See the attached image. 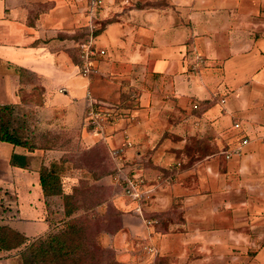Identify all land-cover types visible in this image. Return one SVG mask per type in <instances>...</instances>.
<instances>
[{"label":"crops","instance_id":"crops-1","mask_svg":"<svg viewBox=\"0 0 264 264\" xmlns=\"http://www.w3.org/2000/svg\"><path fill=\"white\" fill-rule=\"evenodd\" d=\"M91 21L106 55L88 80L77 45ZM197 55L206 66L193 72ZM88 92L119 114L98 134L86 121ZM0 106L31 108L33 124L80 131L109 156L127 134L123 173L170 179L145 208L156 226L115 198L136 215L102 238L123 264H203L215 239L253 241L255 220L264 224V0H105L94 15L87 0H0ZM242 139V156L225 160ZM27 145L0 141V226L26 242L51 229L43 151ZM17 249L0 251V264H17Z\"/></svg>","mask_w":264,"mask_h":264},{"label":"rangeland","instance_id":"rangeland-1","mask_svg":"<svg viewBox=\"0 0 264 264\" xmlns=\"http://www.w3.org/2000/svg\"><path fill=\"white\" fill-rule=\"evenodd\" d=\"M33 121H36V115L31 108L19 106L0 111V126H7L10 133L22 142L29 144L28 148L43 151V156L39 157L41 160L36 163L38 172L43 167L51 170L54 181L60 185L61 190L59 195L44 196L51 222L50 231L43 236L29 239L24 247H18L16 255L12 258L17 259V264H48L46 259L44 261L39 258L34 260L33 249L48 247V240L62 233L67 222L74 219L81 227L80 247L77 249L76 255V257L80 256L78 264H112L113 262L123 264L117 260V252L102 243L103 237L113 236L120 232L123 222L130 219L128 215L136 216L133 214V210L126 213L118 210L113 203L119 194H122L127 200L122 193V187L113 179L117 164L103 146L88 149L85 144H82L80 131L64 127L54 129L52 121H46L43 127H38L32 123ZM212 153L214 150H209L208 155ZM146 180L154 188V193L155 188L170 183V179L163 178V176L157 179L146 178ZM63 195L68 198L64 199ZM0 197H2L1 194ZM153 199L154 195L145 208L150 205ZM127 202L134 207V204L129 200ZM1 203L0 208L3 207L5 211V207ZM65 205L67 209L73 211L71 217H65ZM2 212L3 210L0 209V216H2ZM261 214L263 213L261 212ZM152 219L160 222L158 216ZM257 221L255 220V226H253L256 231L253 241H242L240 237H237L238 240L234 238L223 241L215 239L216 241L209 244L206 256L201 260L202 263L264 264V224L257 223ZM8 241L13 242L11 238H8ZM137 249L140 250V245Z\"/></svg>","mask_w":264,"mask_h":264},{"label":"built area","instance_id":"built-area-1","mask_svg":"<svg viewBox=\"0 0 264 264\" xmlns=\"http://www.w3.org/2000/svg\"><path fill=\"white\" fill-rule=\"evenodd\" d=\"M105 0H87L89 13L94 15L104 7ZM97 24L90 22L86 37L83 38L77 45L78 58H79V74L85 78L90 79L93 76L100 74L98 65L99 59L105 57L106 52L96 45V30ZM206 66V60L201 55H197L194 63L191 66L193 72H198ZM87 112L86 121L87 125L94 133H100L102 130L117 121L119 115L115 107L94 99L90 92L86 94ZM239 124H234L235 129H239ZM264 142V137L263 140ZM247 139H242L239 146L223 153L225 160L237 158L242 155V148L248 144ZM129 137L125 134L124 145L119 148L110 150V157L117 164V170L113 175L114 181L122 187L123 195L134 204L133 212L142 220L146 227H153L158 222L152 218H146L144 215V208L154 195V188L149 185L143 175H136L134 173H123V153L127 147H130ZM140 251L146 255H156L157 251L150 247L148 244L139 242Z\"/></svg>","mask_w":264,"mask_h":264},{"label":"trees","instance_id":"trees-1","mask_svg":"<svg viewBox=\"0 0 264 264\" xmlns=\"http://www.w3.org/2000/svg\"><path fill=\"white\" fill-rule=\"evenodd\" d=\"M100 29H97L95 34L98 33ZM86 37L84 34L83 38ZM8 107H1L6 109ZM0 141L10 143L13 145H25L28 143L22 142L14 134L9 132L7 126H0ZM29 147V145H27ZM14 162V161H13ZM39 185L43 196H54L59 195L61 187L54 181V176L51 174V170H47L45 167L40 169L39 172ZM64 199H67L68 196L63 195ZM73 211L67 209L66 205L64 206V215L65 217H71ZM81 227L77 220H69L66 224L65 230L48 240L46 248L33 249V258L34 260L39 258L41 261L44 259L47 260L48 264H78L80 261V256H77V249L80 247L79 237H80ZM8 238H11L13 242H9ZM26 239L23 238L20 234L9 229L6 226H0V251H9L12 249H17L21 245L25 244ZM112 264H118L113 262Z\"/></svg>","mask_w":264,"mask_h":264}]
</instances>
